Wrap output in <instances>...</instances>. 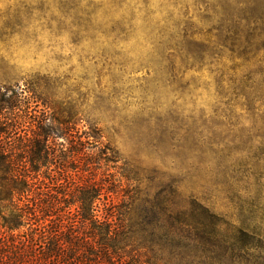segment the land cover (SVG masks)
I'll list each match as a JSON object with an SVG mask.
<instances>
[{
	"label": "rangeland",
	"instance_id": "rangeland-1",
	"mask_svg": "<svg viewBox=\"0 0 264 264\" xmlns=\"http://www.w3.org/2000/svg\"><path fill=\"white\" fill-rule=\"evenodd\" d=\"M29 88L99 131L69 176L130 225L160 196L209 209L196 229L264 235V0H0V90ZM42 110L21 108L22 137Z\"/></svg>",
	"mask_w": 264,
	"mask_h": 264
},
{
	"label": "trees",
	"instance_id": "trees-1",
	"mask_svg": "<svg viewBox=\"0 0 264 264\" xmlns=\"http://www.w3.org/2000/svg\"><path fill=\"white\" fill-rule=\"evenodd\" d=\"M7 95L0 90V264H264V235L196 229L195 211L215 218L193 202L169 212L159 196L130 225L93 173L87 180L69 176V165L83 172L93 158L99 131H83L73 114L60 119L35 89ZM31 103L44 110L30 137H22L19 113ZM43 158L49 171L41 178ZM170 194L179 197L176 188Z\"/></svg>",
	"mask_w": 264,
	"mask_h": 264
}]
</instances>
